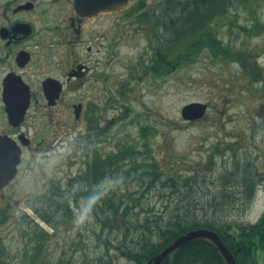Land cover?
I'll return each instance as SVG.
<instances>
[{
  "label": "rangeland",
  "instance_id": "374dc122",
  "mask_svg": "<svg viewBox=\"0 0 264 264\" xmlns=\"http://www.w3.org/2000/svg\"><path fill=\"white\" fill-rule=\"evenodd\" d=\"M155 2L149 1L153 5ZM122 15L120 12L89 22L91 37L76 47L81 57L92 56L94 77L77 90H72L69 83L55 107L40 101L38 106L42 108H32V115L24 122L32 148L23 155L14 179L0 188V210L10 205L8 219L0 223V264H134L121 252L126 228L122 218L118 216L112 226L109 223L103 227L97 220L101 203H86L80 198L76 206L71 199L83 187H70L68 179L84 171L82 146L87 141L76 137L85 134L88 105L96 111L98 128L90 137L92 147L96 146L104 158L123 147L133 152L125 165L121 161L97 187L99 191L111 189L127 202L140 196L131 221L135 222L138 213L140 223H144L148 214L150 218L160 216L163 225L181 209L180 213L192 212L198 219L204 215L222 223H253L264 212V185L258 187L248 204L224 207L213 199L219 189L218 175L236 161L241 163L246 157L253 160L264 177V0H233L216 30L224 44L239 47L244 55L252 54L262 68L260 79L253 73L246 75L235 58L215 56L206 48L178 70L156 76L150 68L145 69L144 63L149 62L158 37L169 32L159 26L150 33L134 20H122ZM161 42L165 47L171 44L163 37ZM86 45L91 46L88 53ZM58 54L54 48V63ZM52 72L63 76L61 68ZM78 95L83 96L79 117L71 107ZM191 101L205 102L207 110L202 117L185 121L180 109ZM141 125L147 127L145 134ZM7 127L0 114V131ZM215 144L224 153L213 156L214 163L207 169L198 166V173H191L192 166L210 158ZM133 160L154 163L162 179L170 169L174 174L197 175L199 179L188 187H177L179 191L174 193L159 182L145 189L142 178L148 182L151 176H140V172L152 168L129 171ZM52 184L60 192L66 190L60 198L70 199L71 210V216L64 217L60 211L53 217L55 227L38 218L31 207L33 196L50 192ZM34 223L48 232L47 238L40 240L42 247L35 257L32 254L38 240L31 231ZM144 230L146 235L155 231L154 227L151 232ZM258 264H264V252Z\"/></svg>",
  "mask_w": 264,
  "mask_h": 264
},
{
  "label": "trees",
  "instance_id": "16d2710c",
  "mask_svg": "<svg viewBox=\"0 0 264 264\" xmlns=\"http://www.w3.org/2000/svg\"><path fill=\"white\" fill-rule=\"evenodd\" d=\"M241 2L249 3V0H241ZM232 5L233 0H167L165 6L150 9L153 16L157 17L156 27L162 26V29L168 31L169 35L158 37L159 41L153 47V54L149 62L144 63L145 69L150 68L156 76L172 73L186 65L195 54L206 48L215 56L235 58L246 75L253 73L257 75V79L262 78V68L256 59H252V54L244 55L239 47L232 48V46L224 44L216 34V30L223 23L222 21H224V17ZM162 37L171 44H167L166 47L163 46ZM233 51L236 54H233ZM86 124L89 129H96L95 117L87 119ZM141 130L145 134L147 127L141 125ZM89 140L87 139V142L82 146L85 154V170L74 180L69 181L70 184L77 183L83 187L78 188L71 199L75 201L76 206H79L78 200L80 198H83L86 203H101L102 213L101 216L97 217V220L101 226L104 225L103 227H108L109 223L112 226L118 216L122 218V222L126 224L122 252L134 264L145 263L178 235L188 229L201 226L218 232L224 243L233 252L237 264H258L260 253L264 252V213L255 223H222L214 219L204 218V215L198 219L194 213H180L181 209H179V212L173 213V217L168 220L167 224H161L160 216L150 218L151 216L148 214L144 217V223H140L138 213L135 214L136 219L133 222L130 216L133 215L132 211L135 206L139 204L140 196L127 202L112 194L114 191L111 189L99 192L98 189L94 188L100 179L106 174H110L114 167L121 164V161L125 165V159L133 153L131 148L123 147L116 153H108L104 158L98 152L97 147H91L93 142H89ZM214 150L209 153L210 158L208 160L197 163L189 171L198 173V166H201V170L207 169L214 163L213 156L224 153V150L219 149L218 144L214 145ZM88 152H91V159H89ZM242 161L241 163L236 161L235 165H229L218 175L219 189L213 199L224 207L251 203L256 187L264 179L257 168L253 166V160L250 162L249 158L246 157ZM145 166L151 167L152 170L141 169ZM138 169L142 170L140 176L146 174L151 176L148 182H146L147 179L141 177L142 184L146 186L145 189L159 182L162 187H171V192L174 193L179 191L176 190L177 187H181V185L188 187L193 181L197 182L199 179L197 175L174 174L173 169H170L169 173L162 179L161 172L154 163L137 162L136 160L130 162L129 171H137ZM126 178L127 175H124V181ZM51 187L54 189H50V192L35 194L31 207L38 218L55 227L53 217L60 211L64 213V217L66 215L71 216L70 199L62 200L61 194H57L59 188L55 187L54 184ZM150 210L146 211L149 212ZM9 211V204L0 210V223H4L8 219ZM152 227L155 231L146 235L144 228L151 232ZM31 231L33 237L38 240L34 246L35 252L32 254L35 257L42 247L40 240L44 241L48 232L35 223L32 225ZM104 243L107 246L108 239L104 240ZM162 264H226V262L213 243L205 238H196L177 248L163 260Z\"/></svg>",
  "mask_w": 264,
  "mask_h": 264
},
{
  "label": "flooded vegetation",
  "instance_id": "af4514ba",
  "mask_svg": "<svg viewBox=\"0 0 264 264\" xmlns=\"http://www.w3.org/2000/svg\"><path fill=\"white\" fill-rule=\"evenodd\" d=\"M149 1L129 0L127 7L132 3L144 7L167 4V0H155V5ZM108 5L109 0H0V114L8 125L0 131V136H9L17 143H23L22 157L32 148V140L25 129L28 126L24 123L32 115L31 109L42 108L38 106L40 101L55 107L69 83L72 90H77L94 77L92 56L81 57L76 50L81 40L92 35V31L87 29L88 23L120 12L123 13L122 20L134 19L124 14L125 9L93 18L99 8ZM102 33L101 30L100 37H103ZM54 48L59 51L56 63L51 56ZM90 50L91 46L86 45L85 51L88 53ZM53 68L63 69V76L53 73ZM45 71L49 72L45 74ZM47 79H50L49 84L44 83ZM7 87L10 88L11 111H23L25 95L30 94L18 125L8 122L9 112H6L3 94ZM81 96L78 95L71 104L74 114L75 103H80L76 112L80 114L82 111ZM50 98L55 99L53 104H48ZM38 147L40 149V144Z\"/></svg>",
  "mask_w": 264,
  "mask_h": 264
},
{
  "label": "water",
  "instance_id": "95a60500",
  "mask_svg": "<svg viewBox=\"0 0 264 264\" xmlns=\"http://www.w3.org/2000/svg\"><path fill=\"white\" fill-rule=\"evenodd\" d=\"M127 0H112L109 1L108 6L101 7L99 9L103 12H111L112 10H117L125 5ZM98 14V13H97ZM10 89L5 88L4 90V100L7 105V110L10 115V121L13 124H18L22 117L24 110L28 104V96L24 99L23 111H11L8 109L10 105ZM207 104L200 101H192L185 104L181 108V115L184 119L194 120L202 117L206 111ZM20 160V148L7 136H0V187L6 185L16 174L17 164ZM205 238L210 240L219 250L222 257L227 264H236L235 258L232 252L224 244L218 233L212 229L208 228H196L186 231L184 234L175 238L169 245L164 247L159 253L153 256L146 264H161L163 259L170 253H172L176 248L182 244L196 239Z\"/></svg>",
  "mask_w": 264,
  "mask_h": 264
}]
</instances>
